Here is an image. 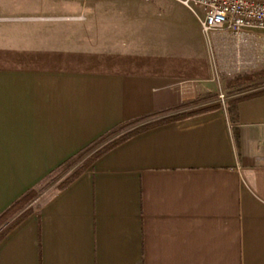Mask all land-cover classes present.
Instances as JSON below:
<instances>
[{
  "label": "crops",
  "instance_id": "1",
  "mask_svg": "<svg viewBox=\"0 0 264 264\" xmlns=\"http://www.w3.org/2000/svg\"><path fill=\"white\" fill-rule=\"evenodd\" d=\"M178 5L182 31L159 35L0 0V215L120 125H148L38 192L0 264H264V85L214 79L222 41Z\"/></svg>",
  "mask_w": 264,
  "mask_h": 264
},
{
  "label": "rangeland",
  "instance_id": "2",
  "mask_svg": "<svg viewBox=\"0 0 264 264\" xmlns=\"http://www.w3.org/2000/svg\"><path fill=\"white\" fill-rule=\"evenodd\" d=\"M41 3L45 5L41 8L44 14H83L88 19L86 23L92 28L131 31L135 29L142 33L152 32L159 35L167 30L176 35L179 34L183 29L181 20L186 14V11L176 2L167 0L148 2L143 0H41ZM169 8H172L173 15L170 14ZM243 35V39H240L229 32L214 31L207 36H214L222 41L219 49L210 50L214 79L225 81L245 75L255 76L264 71V29H245ZM261 85H264L263 74L256 75L251 83L238 86V89ZM216 97L218 104L227 107L226 93H224V102L219 99V96ZM136 125L138 123L128 124L124 131ZM119 134L108 136L91 151L78 158L74 166L62 171L58 176L46 179L38 186V192L43 193L57 188L59 183L81 166L85 159L106 143L114 140Z\"/></svg>",
  "mask_w": 264,
  "mask_h": 264
},
{
  "label": "built area",
  "instance_id": "3",
  "mask_svg": "<svg viewBox=\"0 0 264 264\" xmlns=\"http://www.w3.org/2000/svg\"><path fill=\"white\" fill-rule=\"evenodd\" d=\"M170 1L190 10L197 17L200 29L206 36L214 31H223L243 39L245 29H264V0ZM219 99L224 102V95L220 94Z\"/></svg>",
  "mask_w": 264,
  "mask_h": 264
},
{
  "label": "trees",
  "instance_id": "4",
  "mask_svg": "<svg viewBox=\"0 0 264 264\" xmlns=\"http://www.w3.org/2000/svg\"><path fill=\"white\" fill-rule=\"evenodd\" d=\"M263 74L264 71L259 72L256 75ZM254 75H245L240 76L233 79V83L238 86H242L248 83H251L254 80ZM129 123H125L120 125L118 128H116L112 133H117L118 131H123L126 125ZM148 125H142L138 127L137 129H134L133 131L127 132L122 134L121 136H118L114 140L106 143L103 147L98 149L96 152L91 154L87 159H85L81 166L77 167L71 174L66 177L64 180H62L58 188H63L66 186L69 182H71L76 176H78L95 158H97L100 154H103L104 152L108 151L110 148L115 146L120 141L124 140L127 136L132 135L134 132L146 127ZM108 136L102 138L101 140H97L93 142L89 147L85 148L76 158L73 160H70L60 166H58L55 170H53L46 179L50 178L51 176L55 177L61 174V172L69 169L70 167L74 166L75 163L78 161V158H80L84 153L91 151L94 147H96L102 140L107 138ZM38 194L37 189H33L28 191L26 194H24L19 200H17L6 212L0 215V239L6 234L8 230H10L12 227L17 225L30 211L31 206H27L30 201H32ZM27 206V207H26Z\"/></svg>",
  "mask_w": 264,
  "mask_h": 264
}]
</instances>
